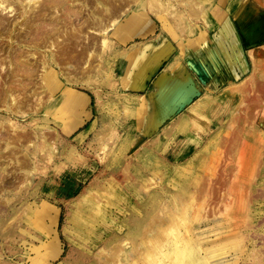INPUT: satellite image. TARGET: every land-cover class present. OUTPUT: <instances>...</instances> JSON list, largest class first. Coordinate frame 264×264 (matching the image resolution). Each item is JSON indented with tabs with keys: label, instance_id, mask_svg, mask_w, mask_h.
I'll return each instance as SVG.
<instances>
[{
	"label": "rangeland",
	"instance_id": "1",
	"mask_svg": "<svg viewBox=\"0 0 264 264\" xmlns=\"http://www.w3.org/2000/svg\"><path fill=\"white\" fill-rule=\"evenodd\" d=\"M10 1L15 7L14 11L0 10V13L13 23L21 20L20 14L23 13L21 11L23 9L19 7L17 0ZM37 1L42 2L34 0L31 4H39ZM139 1H144L146 7L143 5V9L148 12L147 4L157 0H129L126 3L132 2L133 5ZM171 1L159 2L166 5L165 8L170 7L167 8L168 11L174 9L167 13L169 15L175 12L176 7L179 11H184L187 22L182 24V28L174 25L173 16L172 18L169 15L164 16L175 27L173 32H177L174 34L179 36L180 40H177L179 43L188 36L197 34L198 31H207L211 28L214 0ZM126 3L120 5L126 6ZM202 5L205 7L203 13L200 12V15L191 13L190 8ZM78 7L80 9V6ZM123 7H117V15ZM87 11L83 9V17H86ZM157 23L163 29L162 23L160 21ZM100 37L102 35L96 37V44ZM113 38L117 39L111 36V41ZM7 40L0 36V46L4 43L10 44ZM261 40L264 42V36ZM113 42L108 49L100 48L98 44L91 48L93 42H89L90 47H83L84 44L81 43L78 49L73 48L76 54L75 61L71 58L70 63L68 58L64 59V65L60 58H57L60 61L58 65L54 64L47 47L41 46L36 49L23 47L25 51H34L38 57L37 59L29 57V62L34 63L35 72L31 79V88L27 89L30 92L26 91L24 96L26 98L22 112L25 114L23 116L10 114L8 110L5 111L4 105L0 104V134L5 131L12 133L9 123L12 119L19 126V130L14 131L19 135L43 132L50 141H53L55 133L61 132L59 129L61 124L71 125L74 121V115L55 119L57 115L55 107L60 105L64 97L63 83L72 85L77 91L89 93L96 118L94 123L93 120L89 121L80 131L78 129L81 125L71 135L63 134L65 138L57 141L60 153L55 158H58V161L53 159L47 162L48 152L40 153V143L34 140L35 154L39 153L45 158L35 156L33 169L19 168L20 163L16 165L14 158L11 157L13 161L10 157L6 158L9 156V150L5 148V143L0 141V144H3V147L0 146V156L3 157H0V251L4 241L8 246L5 253L7 257L15 260V264H32L33 260L39 264H46L44 260L47 255L44 247L46 249V246L55 241L62 252L52 264H103L99 260V255L105 254L110 257L116 251L124 253L125 249L130 255L132 252L138 253L137 256H132L131 264H149L145 259L149 255L154 264H161L165 256L163 253L169 250L171 252L178 243L182 246L189 240L188 245L196 250L197 259H205L207 254L217 257L215 253L219 255L225 246L230 254L228 264H264V128L256 127L251 117L243 121L237 116L239 119L237 121L233 118V113L201 150L194 152L192 146L189 147V144L198 143L199 139L190 135L191 141L185 145V154L193 157L189 163L178 165L169 162L167 150L144 139L134 129L136 118L140 119L145 115L146 96L127 95L120 91L121 54L117 52L116 43ZM15 45L13 44V49H18ZM82 51H85L83 54L86 55H79ZM25 54L24 56L27 55ZM44 54L52 61L50 74L59 73L60 80L63 81L62 86L51 92L43 91L40 86L43 74L40 70L41 59ZM252 54L250 57L255 61V55L253 52ZM78 57L83 63L79 62ZM88 60L91 61L92 71L89 69L91 72L83 67ZM263 68L260 67L262 70ZM79 71H82L81 74ZM1 74L3 73L0 70ZM27 80L24 78L23 83ZM33 92L38 94L32 96ZM50 95L55 100H51ZM33 97V100L37 97L41 99V104L35 107L37 111L31 109L37 102L32 100ZM134 97L143 99V105L139 100H134L136 99ZM29 104L32 111L28 110ZM87 109L89 112L88 106ZM78 112L85 115L84 108L78 109ZM261 124H264L263 120ZM231 131L233 135L226 140ZM229 140L235 141L231 142L234 144L233 148L230 147V142H227ZM223 141L225 143H222ZM22 151L18 149L17 156H21ZM175 155L177 154L172 157ZM75 157L80 160H76ZM172 157L170 156L171 159ZM218 166L220 167L215 172L214 169ZM210 175L213 183L210 186L217 188L214 190L212 187L211 198L210 191L207 190L208 180L206 185L202 184ZM215 180L219 183H215ZM5 181H11L14 187L4 186ZM199 183L202 186H198ZM56 212L57 222L54 223L52 217ZM110 214L112 218L105 226L101 220ZM101 224L105 226L104 230L95 234ZM125 243L128 244L127 248ZM16 251L17 255L23 253L28 260L20 262L19 257L12 256ZM141 251L145 253L144 257L140 255ZM211 264L219 262L212 261Z\"/></svg>",
	"mask_w": 264,
	"mask_h": 264
},
{
	"label": "bare ground",
	"instance_id": "2",
	"mask_svg": "<svg viewBox=\"0 0 264 264\" xmlns=\"http://www.w3.org/2000/svg\"><path fill=\"white\" fill-rule=\"evenodd\" d=\"M14 1H16V0H14ZM33 1L34 0H17L16 1V2H18L17 4L19 5V7L23 9V10H21V11H23V13L20 14L21 20L18 19L16 21H14L13 23H10L12 21H9L7 18L5 19L6 16H4V14L0 13V36L2 37V39L3 38L8 39L7 41L10 43V44L4 43L0 46V68H1L0 70L3 74L5 73L4 75L3 74L0 75V104H3L4 107L6 108L5 111L8 110L10 112V114L15 113V114H18L21 116H23L25 114V112H22V110H23L22 108L24 106V102H25V98H26L24 96H25L27 89L29 87L31 88V86H30L32 84L31 79H33L34 72H35V69L33 67L34 63L29 62V57L33 58V59L38 58L37 55L34 53V51L33 52H32V50L25 51L23 49V47L31 48V49H36L38 47L41 48V46H43V48L47 47V49H48L47 52L51 54L52 61L54 62L55 65H58V61H59L58 59L59 58L62 61L64 59H67V58H68L67 60H69L71 58H73V60H74L75 59L74 57L76 56V54L73 52V48L78 49L81 43L84 44L83 47L84 46L90 47L88 45L89 42H93V46L91 48H95L98 44V47L100 46V48L108 49V47L112 46V44L114 43L110 39L111 36L117 37V40L119 42H127L135 36L145 37L146 31H150L151 25L158 24L157 21H160L162 23L163 29H161V30L163 33H166L167 35L172 36V39H174L175 41L180 40L179 36L177 37L174 34L175 31L173 32V29H175L173 24L171 22H169V20L167 18H165V17H168L167 15H169L167 13H169L170 9L168 11L167 8H170V7L165 8L166 5L164 6V4L159 2L160 0L153 1L150 4L149 3L147 4L148 5L147 10L149 9L148 10L149 13L147 11H145V9H143V5H144L143 2L144 1L143 2L139 1L133 5L131 4L132 2H130V3L127 2V3H129V5H128L126 3V1H129V0H125V1L120 0L121 5L126 3V6L123 5L124 7L120 5L118 0H42L41 3H40V1H37V2H39V4H37V3L31 4ZM167 2L168 1H166V3ZM11 3L12 2L10 0H0V10L4 11V12L5 11L8 12V10L10 12H13L15 7ZM145 5H144V7H146ZM78 6H80V9ZM117 7H119V8L123 7L122 11L120 9H118V11L120 10L119 15H117ZM83 9L88 10L86 17H83ZM178 9L179 8L176 7V9H175L176 13L175 12L170 13L169 16L171 18H172V16L175 18V21H173L175 26H177V27L181 26V28H182V24H184V22H187V21L185 20V17H184L185 16L184 11L183 10L179 11ZM173 10L174 9H172V11ZM172 11H170V12H172ZM190 11H191V13L193 12L195 15H197V13L198 14L200 12L203 13L205 11V7L203 5L198 6V7H193V8H190ZM240 19L242 22L245 21V17L240 16ZM240 19H239V21H240ZM190 24H191V22H190ZM131 28H134V31H135L133 33V35H131V31H130ZM84 29L86 30L85 32L83 31ZM154 29L152 30L153 34L155 33ZM122 30H127V31L124 34H121ZM243 30L245 31L244 28H243ZM225 31H226V33L223 34L222 39L224 40L228 35H232L231 41L235 45L238 42V39H237V35H236L233 27L231 26V23L229 24V27H227V30H225ZM244 31H243V34H245ZM86 32H87V34H85ZM88 33H89V35H88ZM175 33H177V32H175ZM99 35H102V37L98 38V43L96 44L95 40H96V37ZM158 40H160L159 37H157L155 39V41H158ZM226 40H228L230 42V40L228 38H226ZM177 42L179 43V41H177ZM13 44H16L15 46L18 47V49H13ZM132 45L134 46V44H132ZM69 48H71L72 50H69ZM77 49H76V52L78 51ZM132 50H134V49H132ZM83 53H85V51H82L81 54L77 53V56H78V54L79 55H86ZM114 53H116V50H114ZM24 54L26 56H24ZM250 54H251L250 56L253 55L252 52ZM3 55H4V57H2ZM25 57H28V58L25 59ZM122 57L123 56L121 54V58H119L120 69L123 68V63H124V61H123L124 58L122 59ZM42 58H43V59H41L42 69H40L43 72V74L41 75V85H40L41 89L43 91H46V92H51V91L57 90L60 86H62L63 81L60 80V76L58 75L59 73L55 72V74H54V72L53 73L51 72V74H50V69H51L50 62H52V61H50L48 59V55L44 54L42 56ZM81 58H82V56H81ZM77 59L79 60V57ZM91 59H92V57H91ZM93 59H94V56H93ZM67 60H65V61L67 62ZM81 60H79V62L83 63V61H81ZM71 61H70V63H71ZM76 62H77V64L79 63L78 61H76ZM76 62L74 63L75 65H76ZM63 63H64V61L62 62V64ZM90 63H91V61L90 62H89V60L86 61L84 66H83L84 69H87V70L91 69ZM175 63H173V64H175ZM77 66H75V67H77ZM92 68H94V66ZM91 71H92V69H91ZM81 72L79 71L80 74H81ZM155 72H156V70L153 73L155 74ZM20 73H22L21 76L23 77V79L20 76ZM2 75H3V77H2ZM24 78L28 79L29 82L27 80V82L25 81L23 83ZM254 85H255V83L252 84V86H254ZM63 86L65 87L64 88V97H63V100L60 103V105H57L55 107L54 111L57 112V115H56V117L55 116L54 117H55V119H59L60 117H63V119H64V117L66 115H74V119H73L74 121L71 125H66L65 123L61 124L60 128H59L61 130V132L57 131L55 133L56 137L53 139V141H50L48 139V137H46V135L43 132H35L34 135L33 134L30 135L27 133L19 135L18 133H16L19 130V126H18L17 122L12 120V119L9 120L10 127L12 128L11 129L12 133L4 130L6 133L4 132V133L0 134V141H3L5 143V148L7 150H9V156L6 158H9V157L14 158L16 165L20 163V165L18 166L19 168L33 169L32 166H34V164H35L34 163L35 156L37 158H40V159L45 158L43 156L41 157V154H39V153L35 154V148H36L35 143L36 142L33 143L34 140H36L38 142V144L40 143L39 144V146H41V148H39L40 153H43V152L47 153L48 152V154L46 155L47 162H50L53 159H56L58 161V158H55L60 153V148L58 149L57 141L59 142L62 138H65L63 136V134H66V136L71 135L72 132L83 123V115H82V113L78 112V109L84 108L85 116L89 117L90 114H89L88 109H87V106H88L87 101L89 99L88 95L86 93H79L77 90H75L73 88L72 85L68 86L66 83H63ZM246 86L250 90V84L247 85V83H246L245 87ZM263 86H262V89H264ZM140 88H143V87H140ZM244 91H246V89ZM27 92H30V90ZM23 93H24V95H22ZM35 93L33 92L32 96H34ZM36 94H38V93H36ZM124 94H126V93H124ZM254 95H255V93H254ZM30 96H31V94H30ZM255 96H257V95H255ZM49 98H51V100H55V98H52L51 95ZM134 98H136L134 100H139L140 104L142 103V105H143V101H144L143 99H140L138 97H134ZM172 98H173V96H170V95H167L163 98L162 106L160 107V110L157 113L158 116L164 115L166 113L165 109L168 108L169 103L171 102ZM182 98L184 101L189 100V97H187V96L186 97L184 96ZM246 98H247V96H246ZM33 99H34V97L32 98V100ZM27 100H28V98H27ZM252 100L255 101L256 97H255V99H252ZM33 101H37L35 106H33V105L31 106L29 104L28 110L33 109V110L37 111V108H35V107L39 106L41 104V99H40V97H37V99H35ZM56 104H58V103H56ZM260 104H262V103H260ZM27 106H28V104H27ZM30 106L32 107L31 109H30ZM156 115L152 116L151 118L154 119ZM243 126H245V125H243ZM14 131H16V132H14ZM232 131L230 133H228L226 140H228L227 138H229L230 136L233 135ZM230 140L227 142L229 143ZM189 141H191L190 136L187 137L186 143L188 144ZM231 142H233V141H231ZM231 142H230V144H231L230 147L233 148V145H234L233 143L235 141L233 143H231ZM222 143H225V141H223ZM25 144H28V145H25ZM63 144H65V142H63ZM242 144H244V143H242ZM2 145L0 144V146H2ZM61 145H62V142H61L60 146ZM227 148H229V147H227ZM227 148H225V149H227ZM18 149H20L21 151L23 149V151H22L23 154L21 155L22 157L17 156L18 155V153H17ZM31 149L33 150L32 152H31ZM240 151H241V149H240ZM185 152H186V150L184 147L181 149L180 153L176 152L177 155H175L173 157L171 156L172 159L171 158L168 159L169 162L175 163L178 165H184L186 163H189L193 159V157L190 155H189L190 157L187 156V154H185ZM220 152L221 151H219V153ZM225 152H226V150L224 151V154H225ZM32 156H33V158H32ZM224 156H227V155H224ZM222 157H223V154H222ZM1 158H3V157H1ZM20 158H22V159H20ZM75 158L78 161L80 160L77 157H75ZM182 158H186V159H182ZM214 158H213V160H214ZM216 159H218V158H216ZM216 159H215V161H217ZM239 159H241V155H240ZM4 160H5V158H4ZM12 161H13V159H12ZM217 163L219 165L218 161H217ZM210 164H211V162H210ZM62 165H64V163H62ZM221 166H223V165L221 164ZM210 167H211V165H210ZM213 167H214V164H213ZM219 167L220 166H218L216 169H214L215 172ZM207 168H208V166H207ZM207 172L210 173V171H207ZM215 172H214V175H215ZM211 175H213V172ZM211 175L209 176L208 179L204 178L205 180L200 178L201 180H204V182L202 181V184L205 183V185H206V182L208 180L207 190L210 191L209 195L212 194L211 189H212V187H214V186H212V187L210 186L213 184V183H211ZM28 177H30V175ZM221 177H223V176H221ZM31 178L33 180L32 176H31ZM212 178H214V177H212ZM220 178H218V180ZM215 179H217V177H215ZM213 180L214 179H212V181ZM216 181L217 180H215V183L220 182V180H219V182L218 181L216 182ZM9 182L5 181V183L3 185L6 187L7 186L12 187L14 185V183H12L11 181H9ZM215 183H214V185H217ZM221 184H222V182L220 183V186L222 187L223 185H221ZM198 186H202L201 183H199ZM215 187L213 188L214 190L217 189ZM205 191H206V189H205ZM202 192L204 193V191H202ZM215 194H218V192H215ZM215 194H213V195L216 196ZM219 194H220V192H219ZM209 197L211 198V195ZM223 197L225 199L224 195H223ZM212 199H215V197L214 198L212 197ZM80 200H79V202H80ZM216 200H218V199L216 198ZM222 200H223V198H222ZM210 201H212V200H210ZM212 210H214V209H212ZM212 212L216 213V211H212ZM217 212H219V211H217ZM209 213H211V212H209ZM57 216H58V212H56V214L54 213V215L52 217V221L54 223L57 222ZM111 218H112L111 214H110V216L103 217L101 220L102 224L107 226L108 225L107 222H109V220H111ZM102 224L99 226L98 229H96L95 234H98L100 231L104 230L105 226H102ZM0 236H1V234H0ZM99 240H101V239L99 238ZM123 242H125V241H123ZM189 242H190L189 240L186 241L184 243V245H182V246H181V244L178 243L177 247H174L172 249L173 251L170 252V250H169L166 253H163L165 255L164 261L161 260V262H160L161 258L159 257L160 258V259H158L159 262L161 264H211L212 261L219 262V264L230 263V261L228 259V255L230 257V254H228L229 252H228L227 248H224L225 246H223L222 252L220 251L219 255L217 253H215V251H214V253L216 254L217 257L211 256L210 254H207L206 255L207 257L205 259H197V257H196L197 255H195L196 250L192 249V246L188 245ZM6 246H7V243L3 241V243L1 244L2 249L0 251V264H15V260L13 258L7 257V255L5 253ZM127 246H128V244L125 243V248H127ZM46 247H47L46 249L44 247V252L46 253L47 258L44 261H46V264H52L53 260L58 259L61 256L62 249L55 241L52 242L50 244V246H46ZM194 247H195V245H194ZM132 249H133V247H132ZM211 250H213V249H211ZM22 254L17 255V251H16V254L13 253L12 256L15 255L17 258L19 257L18 260H20V262H22V261L26 262L28 260V257L23 256ZM137 254H138L137 252H132V254L130 255L129 253H127V250L125 249L124 253L120 252V251H116L110 257H109V255H105V254L99 255V260H101L103 264H131L130 261L132 260V256L133 255L137 256ZM144 254L145 253H143L141 251L140 255L143 256ZM149 256H146L145 259L149 262V264H154L152 259ZM32 262H33L32 264H39L38 262H35L34 260ZM96 263H98V262H96ZM22 264H24V263H22ZM40 264H44V263H40ZM75 264H77V263H75Z\"/></svg>",
	"mask_w": 264,
	"mask_h": 264
},
{
	"label": "crops",
	"instance_id": "3",
	"mask_svg": "<svg viewBox=\"0 0 264 264\" xmlns=\"http://www.w3.org/2000/svg\"><path fill=\"white\" fill-rule=\"evenodd\" d=\"M211 15L213 22L209 30L198 31L180 43L163 33L158 24L151 25L145 37L135 36L127 42L113 38L117 52L124 58V69L119 76L120 91L146 96L145 115L136 118L134 129L144 139L167 150L168 159L181 152L190 135L199 139L189 147L192 146L194 152L201 150L233 113V118L240 116L245 121L251 117L256 127L264 128L261 124L262 120L264 122V89L261 87L264 84V42L260 41L264 36V0H214ZM240 16L245 17L244 22ZM230 23L238 39L235 45L232 35L226 37L230 42L222 39ZM126 31L122 30L121 34ZM130 31L131 35L135 32L134 28ZM157 37L160 40L155 41ZM251 52L255 61L250 57ZM246 83L250 84V90L245 87ZM78 92L89 96L90 112L89 117L83 116L80 131L89 121L94 123L96 111L89 93ZM167 95L173 98L166 113L158 116ZM184 96L189 100L184 101Z\"/></svg>",
	"mask_w": 264,
	"mask_h": 264
}]
</instances>
